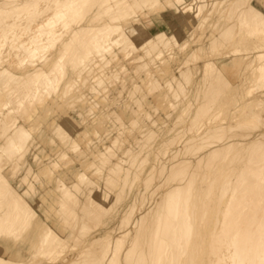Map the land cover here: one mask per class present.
<instances>
[{
    "label": "bare ground",
    "instance_id": "1",
    "mask_svg": "<svg viewBox=\"0 0 264 264\" xmlns=\"http://www.w3.org/2000/svg\"><path fill=\"white\" fill-rule=\"evenodd\" d=\"M43 258L264 264V0H0V264Z\"/></svg>",
    "mask_w": 264,
    "mask_h": 264
},
{
    "label": "rangeland",
    "instance_id": "2",
    "mask_svg": "<svg viewBox=\"0 0 264 264\" xmlns=\"http://www.w3.org/2000/svg\"><path fill=\"white\" fill-rule=\"evenodd\" d=\"M190 1V0H189ZM257 1V0H256ZM167 15V16H166ZM158 17H162V19H160V23H156L154 22V20ZM180 17V18H179ZM166 18H168L166 20ZM151 19V20H150ZM154 19V20H153ZM142 20L146 23V25L148 26L149 30L152 32V33H156V32H159V31H164L165 32V29H166V33L167 34H171V33H174V34H178L177 37L178 39L180 40V42H183L184 40L188 39V35L184 32V27L182 25V21H181V16H174L172 14V11L169 7H166L163 9V11H160V12H156L154 14H150V15H147V16H144L142 18ZM149 20V21H148ZM173 21V23H171ZM164 25V27H162ZM171 27V28H170ZM165 28V29H164ZM180 28V29H179ZM155 29V30H154ZM153 30V31H152ZM181 30V31H180ZM183 30V31H182ZM184 32V33H183ZM181 36V37H180ZM183 38V39H181ZM178 52V51H177ZM178 55L180 56V60H182L183 58V55L178 52ZM228 58H224V60H227ZM111 112H117V113H120V103H115V105L113 107H111L110 109ZM60 119V118H59ZM83 126H78L77 129L75 131H72L75 135H76V132L81 130ZM164 139V136L161 135L160 137L157 138V140L154 142V147H157L159 142H161V140ZM42 190H38L37 191V197L39 198V196L42 194L41 193ZM96 191V190H95ZM40 192V194H39ZM100 193V192H99ZM99 193L97 192H94V196H97L99 195ZM127 202L128 200H123L121 201L120 203H118L116 206H114L116 209L118 207V211L116 212V209L114 208L113 211L114 213H111V216L108 218L107 222H105V225H103L101 228H100V231L99 233L100 234H103L106 230H108L109 228H112L114 226H116L119 222V219H120V213H122L123 211V207H126L127 206ZM147 203V204H146ZM150 203V204H149ZM152 201H146L145 204H144V207L147 206L148 208L149 207H152ZM124 204V205H123ZM151 205V206H149ZM147 207H145L147 209ZM122 210V211H121ZM121 211V212H120ZM117 214V215H116ZM51 223V221H50ZM108 226V227H107ZM102 229V230H101ZM23 254L25 256H28V253L26 252H23ZM39 264H52L51 262L47 261V259L43 258V259H40V262Z\"/></svg>",
    "mask_w": 264,
    "mask_h": 264
}]
</instances>
